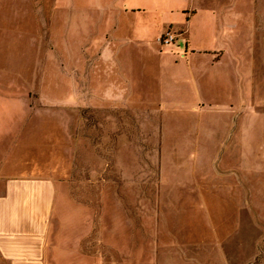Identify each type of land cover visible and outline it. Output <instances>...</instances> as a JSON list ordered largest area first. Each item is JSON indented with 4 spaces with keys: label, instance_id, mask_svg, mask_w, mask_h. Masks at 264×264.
Segmentation results:
<instances>
[{
    "label": "rangeland",
    "instance_id": "obj_1",
    "mask_svg": "<svg viewBox=\"0 0 264 264\" xmlns=\"http://www.w3.org/2000/svg\"><path fill=\"white\" fill-rule=\"evenodd\" d=\"M235 6L227 42L196 6L192 46L214 62L187 64L160 19L0 0V169L49 168L53 232L83 264H264V0Z\"/></svg>",
    "mask_w": 264,
    "mask_h": 264
},
{
    "label": "crops",
    "instance_id": "obj_2",
    "mask_svg": "<svg viewBox=\"0 0 264 264\" xmlns=\"http://www.w3.org/2000/svg\"><path fill=\"white\" fill-rule=\"evenodd\" d=\"M89 6L105 7L117 10L125 17H151L160 19L164 29H183L187 44L184 46L182 59L188 64L196 54H211L214 62V51L202 52L194 49L192 21L197 15L194 10L202 5L204 18L211 24L215 33L210 34L215 40L227 42L232 34L228 31L234 24L229 16L236 15L238 8L235 0H86ZM198 3V4H197ZM190 9H193L192 11ZM239 11V10H238ZM240 12V11H239ZM173 13L183 15L180 26L171 24ZM108 15H113L112 11ZM138 16V17H137ZM139 20V19H138ZM117 26L104 31L103 39L114 41L119 34ZM119 29V27H118ZM233 29V28H231ZM144 29L128 30L122 41L141 40ZM170 34H173L171 32ZM117 35V36H116ZM143 35V34H142ZM97 35H93L96 38ZM187 49L190 53H187ZM160 53V52H159ZM217 62V61H216ZM45 174H36L34 170L10 172L0 169V264H83L81 244L76 240L63 238L59 232H53V202L55 192L52 179ZM41 178V179H40ZM59 227V226H58Z\"/></svg>",
    "mask_w": 264,
    "mask_h": 264
},
{
    "label": "built area",
    "instance_id": "obj_3",
    "mask_svg": "<svg viewBox=\"0 0 264 264\" xmlns=\"http://www.w3.org/2000/svg\"><path fill=\"white\" fill-rule=\"evenodd\" d=\"M163 36V35H162ZM161 36V38H159V41L160 42H163L162 43V45H164V46H170V45H172L173 43H174V41H175V36L173 35V34H170V32H167L166 34H164V36L162 37ZM182 43L183 42H180L178 45V47H181L182 46Z\"/></svg>",
    "mask_w": 264,
    "mask_h": 264
}]
</instances>
